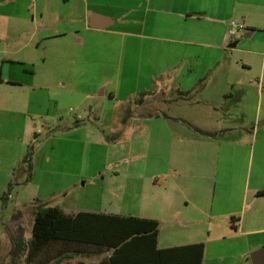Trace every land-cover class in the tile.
<instances>
[{
	"label": "crops",
	"instance_id": "crops-1",
	"mask_svg": "<svg viewBox=\"0 0 264 264\" xmlns=\"http://www.w3.org/2000/svg\"><path fill=\"white\" fill-rule=\"evenodd\" d=\"M230 20L246 30L228 36ZM263 97L264 0H0V197L10 182L36 187L32 198L68 215L156 221L157 249L202 243V264H253L264 250V121L247 129L236 106ZM66 105L75 115L59 112ZM118 106L107 131L106 109ZM161 106L224 112L209 129ZM40 122L65 149L45 154L42 172H55L53 160L66 179L39 189L37 150L30 181L12 175ZM89 171L98 205L72 207L65 200ZM10 199H0V239Z\"/></svg>",
	"mask_w": 264,
	"mask_h": 264
},
{
	"label": "trees",
	"instance_id": "trees-1",
	"mask_svg": "<svg viewBox=\"0 0 264 264\" xmlns=\"http://www.w3.org/2000/svg\"><path fill=\"white\" fill-rule=\"evenodd\" d=\"M33 149L34 146L29 145L22 159L26 182L32 176ZM12 185L8 184L0 199L8 198ZM259 193L264 194V190ZM157 227L154 220L84 211L68 215L57 206L40 203L34 210L31 239L25 241L20 232L13 240L12 255H24L25 264H52L37 258L50 242L60 241L111 250L108 259L100 264H202V243L157 249ZM62 261L60 257L55 264Z\"/></svg>",
	"mask_w": 264,
	"mask_h": 264
},
{
	"label": "rangeland",
	"instance_id": "rangeland-1",
	"mask_svg": "<svg viewBox=\"0 0 264 264\" xmlns=\"http://www.w3.org/2000/svg\"><path fill=\"white\" fill-rule=\"evenodd\" d=\"M42 98L43 104L46 105L47 101V95L41 94L40 96ZM43 105V106H44ZM69 105V104H67ZM61 106L59 107V112L67 113L68 115H75V111H72L69 109V107H72L74 109V106ZM124 106H118L116 107L112 112L108 111L106 109V116H110V122L111 125L104 127L108 129L107 131H110L111 129L117 128V120L115 119L118 114L122 113V109ZM215 106H161L159 109H162L160 111H164L165 113L177 114V115H186L189 116L192 114V116L199 117L201 119V123H203L207 128L209 129H215L217 117H219L221 114H223L224 111H222L221 106H216L217 110L214 108ZM239 114L243 115V123L246 125L247 129L251 130V128L255 125H261L264 121V97L262 106H236ZM152 108L150 106L143 107V110H135V112H152ZM235 108V106H234ZM45 111L47 108L46 106L43 107ZM49 111L52 113L54 110V105L51 103V106H48ZM131 112V111H130ZM262 119H260L259 123L258 121L254 120V113H259ZM236 113V112H235ZM109 114V115H108ZM42 123L40 122V132H42L38 139L31 140L30 145L34 146L33 152L37 150V155L35 158L36 161V168H37V175L35 177V183L38 184L40 189V183H44L45 186L48 188H51L53 185V182L61 183L64 178V174H61L60 167L58 168L56 164L52 167V162L54 160L55 154H58L59 152H65V149L62 144H59L57 142H52V140L49 139V135L53 134V131H48L47 128H44L41 126ZM23 128V123L18 117H14V123H13V129L19 130V134H21ZM37 129V128H35ZM32 130V127H27L25 131V135H30L29 131ZM15 135V134H14ZM115 135H111V137H114ZM15 137V136H14ZM31 139V138H30ZM16 143V141H14ZM52 147V148H51ZM83 148H81L82 152ZM27 152V151H26ZM83 152H86L83 150ZM45 154L50 156L53 160H51L48 169L55 171L54 173H44L42 172L44 167V163L41 162L44 160ZM41 162V163H40ZM79 165H83V160H79ZM91 171L86 172L84 175L85 178L81 180V182L78 183L77 188L71 195L65 200L68 202V204H71L72 207H78L75 206V203H78V205L86 204V203H93L97 204V199L94 196V188H91L90 178L89 174ZM34 173V164L32 162V176ZM26 175V167L22 163V160L19 162L14 163V171L12 175V181L13 183H17L21 177ZM25 180V179H24ZM84 180V183H87V189L82 188V182ZM89 182V183H88ZM25 185V183H24ZM36 187H32L27 189V191H21V189L17 188V185H12L10 194L11 199L8 202L7 205L8 209L10 210L9 216L5 217V235L3 238L0 239V264H25L24 262V255H21L20 257H16L12 255V251L14 248L13 240L18 237L19 233L22 232L23 239L25 241H28L32 237V224L34 219V210L37 205L40 204V200L34 199L31 196V193H35ZM17 192L19 194H17ZM20 197V199H19ZM63 198L59 197L58 200H54L51 203H58V201H61ZM23 200V201H22ZM98 205V204H97ZM96 205V206H97ZM21 230V231H20ZM78 251L75 253L74 251ZM111 250H108L106 248H100L92 245H83V244H70V243H64L60 241H52L50 242L46 248L41 252L37 258L38 261L46 260L50 261V263L55 264L56 260L60 257H63V261L60 264H100L102 261L107 260L109 255L111 254ZM65 254L67 257H64Z\"/></svg>",
	"mask_w": 264,
	"mask_h": 264
},
{
	"label": "built area",
	"instance_id": "built-area-1",
	"mask_svg": "<svg viewBox=\"0 0 264 264\" xmlns=\"http://www.w3.org/2000/svg\"><path fill=\"white\" fill-rule=\"evenodd\" d=\"M228 25L229 26H228L227 34L230 37H234L237 34L244 32L246 30L245 24L240 21L230 20Z\"/></svg>",
	"mask_w": 264,
	"mask_h": 264
},
{
	"label": "water",
	"instance_id": "water-1",
	"mask_svg": "<svg viewBox=\"0 0 264 264\" xmlns=\"http://www.w3.org/2000/svg\"><path fill=\"white\" fill-rule=\"evenodd\" d=\"M98 19V17L93 16L92 17V26L93 27H98V24L96 22V20ZM252 259V263L253 264H264V250H260L256 253H254L251 257Z\"/></svg>",
	"mask_w": 264,
	"mask_h": 264
}]
</instances>
